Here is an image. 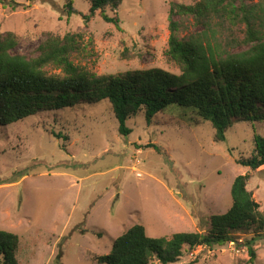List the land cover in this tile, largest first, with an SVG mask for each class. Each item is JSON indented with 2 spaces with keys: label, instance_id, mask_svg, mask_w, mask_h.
<instances>
[{
  "label": "rangeland",
  "instance_id": "obj_1",
  "mask_svg": "<svg viewBox=\"0 0 264 264\" xmlns=\"http://www.w3.org/2000/svg\"><path fill=\"white\" fill-rule=\"evenodd\" d=\"M198 1L123 0L116 11L105 9L109 16L118 14L119 27L101 11L86 18L87 0H73L74 13L69 0L0 2V35L13 33L12 53L31 58L47 36L74 33L78 47L71 59L98 74L148 68L179 73L166 54L170 7ZM176 19L181 37L204 30L192 17ZM214 22L221 50L249 47L241 43L244 23L228 29ZM46 69L60 73L51 65ZM127 125L132 132L125 136L104 100L0 127V229L19 236L18 264H101L98 257L110 253L115 239L135 224L155 237L205 232L211 216L231 206L232 183L246 173L247 187L264 210V166L254 170L237 162L253 152L255 132L264 136V120L233 123L223 142L215 140L211 122L175 109L150 122L140 112ZM234 235L222 246L184 247L181 259L170 264H264V239L254 242L251 262L245 240L252 233Z\"/></svg>",
  "mask_w": 264,
  "mask_h": 264
},
{
  "label": "trees",
  "instance_id": "obj_2",
  "mask_svg": "<svg viewBox=\"0 0 264 264\" xmlns=\"http://www.w3.org/2000/svg\"><path fill=\"white\" fill-rule=\"evenodd\" d=\"M14 1L0 0L5 6H12ZM87 1L90 14L86 18L101 11L106 21L119 27L118 14L109 16L105 9L116 11L123 0ZM67 8L69 13H74L73 0H69ZM177 16L192 17L195 24L204 25L202 34L181 37ZM216 19L226 28L244 23L246 34L241 43H248L249 47L240 51L221 50L213 29ZM169 29L166 54L178 66L179 73L148 68L98 74L71 59L78 47L74 33L47 36L38 46V55L31 58L12 53L17 45L13 33L0 35V127L37 113L104 100L110 103L119 122V132L125 136L132 132L127 121L138 113L144 112L150 122L166 109L191 113L211 122L218 142L226 140V132L235 122L264 120V1L252 4L243 0L173 2ZM49 65L60 73L50 74L46 69ZM56 135L62 137L60 132ZM254 142L253 152L238 158L237 162L255 170L264 166V136L255 132ZM148 146L161 151L155 144ZM248 179V173L234 179L231 206L226 212L211 216L207 231L155 237L147 233L143 224H135L115 239L111 252L98 257V262L175 263L183 256L184 247L222 246L234 241V233L239 232L252 233L245 245L253 262L256 259L253 244L257 239H264V210L248 189ZM19 245L17 234L0 229V264H18Z\"/></svg>",
  "mask_w": 264,
  "mask_h": 264
}]
</instances>
